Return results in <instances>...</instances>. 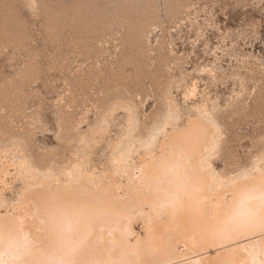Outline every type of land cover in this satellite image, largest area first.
Instances as JSON below:
<instances>
[{
	"label": "rangeland",
	"instance_id": "374dc122",
	"mask_svg": "<svg viewBox=\"0 0 264 264\" xmlns=\"http://www.w3.org/2000/svg\"><path fill=\"white\" fill-rule=\"evenodd\" d=\"M182 79L203 94L184 104L218 107L214 167H248L264 152V0H0L1 155L21 145L39 166L68 168L86 148L69 134L102 142L125 125L118 108L102 138L89 130L109 94L135 103L145 130Z\"/></svg>",
	"mask_w": 264,
	"mask_h": 264
},
{
	"label": "bare ground",
	"instance_id": "6f19581e",
	"mask_svg": "<svg viewBox=\"0 0 264 264\" xmlns=\"http://www.w3.org/2000/svg\"><path fill=\"white\" fill-rule=\"evenodd\" d=\"M180 85L145 130L135 103L108 93L89 130L102 138L118 108L125 125L102 142L69 134L86 148L68 168L39 166L21 145L0 154V264H264V152L233 174L216 169L218 107L184 104L201 91Z\"/></svg>",
	"mask_w": 264,
	"mask_h": 264
}]
</instances>
